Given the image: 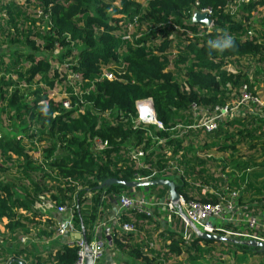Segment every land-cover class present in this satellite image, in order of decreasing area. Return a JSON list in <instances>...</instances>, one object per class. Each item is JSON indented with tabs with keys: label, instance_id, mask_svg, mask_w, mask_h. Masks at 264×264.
<instances>
[{
	"label": "trees",
	"instance_id": "1",
	"mask_svg": "<svg viewBox=\"0 0 264 264\" xmlns=\"http://www.w3.org/2000/svg\"><path fill=\"white\" fill-rule=\"evenodd\" d=\"M234 1L0 0V264H76L75 244L34 251L31 242L58 235L56 219L44 218L37 205L73 208L74 225L80 232L81 215L91 241L98 217L119 208L122 195L147 189H99L109 179L132 183L156 171L153 180L174 182L187 201H264V182L258 191L250 184L264 177V121L245 115L214 132L193 129V106L213 111L240 97L244 85L257 89L252 74L264 64V0L233 13ZM196 8L213 10L211 30L191 21ZM225 34L233 46L212 49L209 41ZM104 72L116 79H101ZM58 91L70 110L50 99ZM147 99L163 129L135 126L136 104ZM95 140L107 148L94 151ZM138 150L145 153L141 165L130 156ZM148 188L149 201L170 196L167 187ZM126 223L137 232H123ZM112 229L118 264H264L259 250L203 240L169 210L125 212Z\"/></svg>",
	"mask_w": 264,
	"mask_h": 264
},
{
	"label": "built area",
	"instance_id": "2",
	"mask_svg": "<svg viewBox=\"0 0 264 264\" xmlns=\"http://www.w3.org/2000/svg\"><path fill=\"white\" fill-rule=\"evenodd\" d=\"M250 0H237L234 1L230 5V9L233 13L237 12L239 5L243 3H248ZM198 5V4H197ZM207 14L208 17L212 20L213 10L210 8H196L195 13ZM193 14V16H194ZM193 19V17H192ZM191 19V21H192ZM193 22V21H192ZM194 23V22H193ZM200 24L202 27L211 30L214 27V22L212 20L209 26L203 23ZM173 25L170 23V26ZM165 27V25H162ZM176 30L179 28L176 25H173ZM132 25L129 26V32L125 37L126 41H132L131 31ZM139 37V36H138ZM137 37V38H138ZM231 71L234 72L232 68ZM72 78H78V76H73ZM101 79H106L109 81H113L116 79V76L112 72H104L101 76ZM255 92L252 93L250 91L249 85H244L240 90V97L237 99H233L227 102L224 105H218L215 107L213 111L207 110L199 112L196 106H193V112L196 116V125L193 129H204L207 132L216 131L220 124L225 123L229 120H234L235 118L244 117L245 115H253L254 110L249 108L251 105L257 106L261 109H264V100L257 94L256 89ZM62 105L65 109L70 110L72 108L71 101L68 96L62 102ZM147 106L152 107V112H147ZM137 116L134 120V124L136 127H157V129H163L162 124L157 120L156 112L154 108V103L152 99L138 101L136 104ZM145 109V110H144ZM155 116V122L153 123V119ZM160 143L162 141L157 138ZM108 144L102 142L101 140H95L93 143V149L96 152H101L107 148ZM145 155L143 150L132 151L130 152V156L133 160L137 161L140 165V159ZM166 170L163 171L165 173ZM158 174V172L154 171V173L149 177L138 176V179L135 182H147L153 180V178ZM213 192V190H209V188H205L204 194H208ZM178 200H172L171 196L167 200L163 201H149L143 196L137 197H129L124 194L120 197L119 200V212L113 218L115 224H117L120 220V217L125 212L134 211L139 214H145L151 216L154 212L155 208H158L159 211L169 210L173 214H177L182 218L184 222V217H187L188 220L194 224L196 227L201 228L202 232H205L210 235L224 236L227 238L235 237V238H248L255 239L264 242V238L258 237L256 234H241L238 232H233L227 225H232L234 222V214L236 211L235 207V198L221 197V201L217 204H209V203H200L196 201H187L184 197L179 195ZM52 204L50 202H44V204ZM54 204V203H53ZM55 205V204H54ZM56 206V205H55ZM56 211L58 214L66 216V220L64 222H60L58 225V235L63 236L67 234L70 230H72L74 226V211L73 208H69L66 206H56ZM186 224L190 227V225L186 222ZM248 224L250 229H255L258 227V220L254 217H250L248 220ZM123 232L126 233H136L137 230L133 224L126 223L121 227ZM112 226L105 222L101 224H96L93 228L91 241H88V245L90 246L91 253L94 258V264H104L107 250L111 248V235H112ZM190 237L186 232L184 234V240H186V244L190 241ZM25 240H23L24 242ZM76 245L79 248L78 252V261L76 264H85L86 260V243L83 239L78 241H72L68 245L73 246Z\"/></svg>",
	"mask_w": 264,
	"mask_h": 264
},
{
	"label": "crops",
	"instance_id": "3",
	"mask_svg": "<svg viewBox=\"0 0 264 264\" xmlns=\"http://www.w3.org/2000/svg\"><path fill=\"white\" fill-rule=\"evenodd\" d=\"M261 68H258L257 70H260ZM256 70V71H257ZM255 70L253 71V78H255ZM260 83L259 81H257ZM256 83V82H254ZM256 91L261 92L262 95L261 97L264 100V93L262 90L256 89ZM249 108L251 110H254V114L252 115L253 117H256L259 119V121H264V109H261L257 106L251 105ZM218 158L221 157L223 158V154L216 153L215 154ZM248 180V176L246 177ZM264 182V177L261 179H256V177H251L250 179V184H253L251 187V190H259V185L260 183ZM249 190V191H251ZM140 196V195H139ZM257 197V196H255ZM262 199V197H259V200ZM252 200H257L254 198L252 195H248L247 198L243 200V203L239 205L238 203H235L236 211L234 214V222L232 225H227L231 231L233 232H238L241 234H256L258 237L264 238V201L260 200L259 202L252 201L251 203H247L248 201ZM49 204V203H48ZM37 208L43 213L42 216L44 218L48 217H54L56 219V224L57 227L60 222H64L66 220V216L60 215L57 213L56 208L53 207L52 204H38ZM119 208H115L107 212L105 215L100 216L97 218L96 224H101L102 222H105L107 224L115 225V222L113 221V218L118 214ZM110 213V214H109ZM250 217H254L258 220V227L255 229H250L248 220ZM44 222V220H43ZM81 224V223H80ZM197 229L201 231V228ZM193 230V229H192ZM194 231V230H193ZM194 233L197 235V233L194 231ZM147 239L145 235H142V238ZM198 236V235H197ZM199 237V236H198ZM227 238V237H226ZM82 238V225H81V231L79 232L77 229V226L74 225L72 230H70L67 234L60 236L56 235L53 239H50L48 241L46 240H41V241H34L31 242V245L36 253H41V254H47L48 252H53L56 251L57 249L61 248L65 244H69L72 241H78L81 240ZM231 241L230 242H224V243H230V244H235V245H241L239 242L243 241H248V240H255V239H248V238H235V237H230L229 238ZM27 240V239H24ZM28 241V240H27ZM24 244H28V242L24 241ZM47 244V246H45ZM244 246V245H241ZM254 249V248H253ZM258 250V249H257ZM113 253L110 249L107 250L106 257L104 264H116V262H113Z\"/></svg>",
	"mask_w": 264,
	"mask_h": 264
},
{
	"label": "water",
	"instance_id": "4",
	"mask_svg": "<svg viewBox=\"0 0 264 264\" xmlns=\"http://www.w3.org/2000/svg\"><path fill=\"white\" fill-rule=\"evenodd\" d=\"M192 21L194 23H203L207 26H209L212 22V20L208 17L207 14H201L199 12L194 14ZM113 185H121V186H124L126 188H130V189L148 188V187H154V186L167 187L170 190V196H171L172 200L176 201L180 197L179 193L177 191V185L172 181L163 180V179L151 180V181H147V182H132V183L120 181L117 179H109L101 187H99V189L108 188V187H111ZM79 215H80V213H79ZM184 219L190 225V227L197 233L199 238H201L203 240H213V241H217V242H230L231 241L229 238H226L224 236L210 235V234H207L205 232H200L197 229V227L188 220L187 217H184ZM80 222L82 225V238H83V240L87 246L86 247L87 253H86L85 264H94V258H93V255L91 253L90 246L88 245V239H87V235L85 232L84 223H83V219H82L81 215H80ZM239 243L241 245H244L247 247L258 249L259 252L264 253V242H262V241L248 240V241H243V242H239ZM19 264H25V263L20 261Z\"/></svg>",
	"mask_w": 264,
	"mask_h": 264
},
{
	"label": "rangeland",
	"instance_id": "5",
	"mask_svg": "<svg viewBox=\"0 0 264 264\" xmlns=\"http://www.w3.org/2000/svg\"><path fill=\"white\" fill-rule=\"evenodd\" d=\"M61 56V51L59 50L57 53H55L54 54V58H59ZM258 68H261L260 70H257ZM257 70V71H256ZM255 77L258 79V81L260 82V83H258V82H256V85H257V87H258V89H260V90H262L263 91V93H264V64H262V63H257L256 64V66H255ZM257 94H259L260 95V97H261V95H262V93L261 92H256ZM67 97V95L66 94H64V93H62V91H58V93L56 94H54V95H52V97L50 98L51 100H54L55 102H57V103H62L63 101H64V99ZM262 98V97H261ZM212 154H215V153H213L212 152ZM154 187H156V186H154ZM152 190H151V188H147V189H145V190H143L142 192H141V194L143 195V196H145L147 199H149V198H151L152 197ZM53 205V207H56L54 204H52ZM159 221V220H158ZM161 222V221H160ZM191 228V227H190ZM4 228L2 227V230H3ZM191 230H192V228H191ZM194 232V231H193ZM189 235V237H191V233H188ZM143 238H144V236H143ZM26 242H28L27 240H25ZM45 246H47V244L45 245ZM228 252V251H227ZM228 254H229V252H228ZM116 257V256H115ZM114 257V255L112 256V258H113V262H116V261H114V259H116ZM118 260H117V262H116V264H118V263H120V261H121V259L119 260V258H117ZM203 264H213V261H211V260H209L208 259V261H205V262H202Z\"/></svg>",
	"mask_w": 264,
	"mask_h": 264
},
{
	"label": "clouds",
	"instance_id": "6",
	"mask_svg": "<svg viewBox=\"0 0 264 264\" xmlns=\"http://www.w3.org/2000/svg\"><path fill=\"white\" fill-rule=\"evenodd\" d=\"M210 47L219 51L230 49L233 46L232 38L225 34L223 39L209 41Z\"/></svg>",
	"mask_w": 264,
	"mask_h": 264
},
{
	"label": "bare ground",
	"instance_id": "7",
	"mask_svg": "<svg viewBox=\"0 0 264 264\" xmlns=\"http://www.w3.org/2000/svg\"><path fill=\"white\" fill-rule=\"evenodd\" d=\"M144 110H145V109H144ZM146 111H147V112H150V113L152 112V114H153L152 107L147 106ZM155 119H156V118H155V116H154L153 123L155 122Z\"/></svg>",
	"mask_w": 264,
	"mask_h": 264
}]
</instances>
